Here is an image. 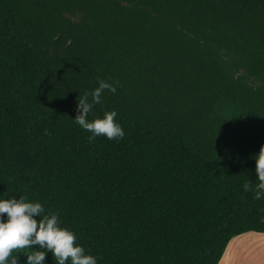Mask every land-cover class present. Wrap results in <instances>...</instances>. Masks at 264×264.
Masks as SVG:
<instances>
[{
	"label": "trees",
	"instance_id": "16d2710c",
	"mask_svg": "<svg viewBox=\"0 0 264 264\" xmlns=\"http://www.w3.org/2000/svg\"><path fill=\"white\" fill-rule=\"evenodd\" d=\"M100 80L87 119L116 110L119 140L74 120ZM262 146L264 0H0V199L42 203L97 264H219L264 234Z\"/></svg>",
	"mask_w": 264,
	"mask_h": 264
},
{
	"label": "clouds",
	"instance_id": "9594fccd",
	"mask_svg": "<svg viewBox=\"0 0 264 264\" xmlns=\"http://www.w3.org/2000/svg\"><path fill=\"white\" fill-rule=\"evenodd\" d=\"M118 83L100 80L98 87L79 96L74 120L91 133L90 140L100 135L110 140H119L125 135L121 124L114 119L117 116L114 109L92 121L87 119L93 107L102 102L104 90L116 93ZM256 173L259 183L255 185V199L260 200L264 198V146L256 157ZM243 187L245 191L252 190L249 183ZM44 213L42 203L28 200L24 196L0 199V264H20L21 253L27 257L24 264H46L48 252L52 253L55 264H67L69 260L71 264H97L98 258L86 254L85 249L76 243L75 233L61 226L58 214ZM34 245L39 247H32ZM29 248L32 249L30 253L24 251L13 254L16 250Z\"/></svg>",
	"mask_w": 264,
	"mask_h": 264
},
{
	"label": "crops",
	"instance_id": "0c3cea01",
	"mask_svg": "<svg viewBox=\"0 0 264 264\" xmlns=\"http://www.w3.org/2000/svg\"><path fill=\"white\" fill-rule=\"evenodd\" d=\"M219 264H264V234L246 233L233 238Z\"/></svg>",
	"mask_w": 264,
	"mask_h": 264
}]
</instances>
